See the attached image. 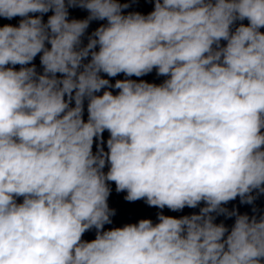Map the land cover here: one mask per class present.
<instances>
[{
    "label": "clouds",
    "instance_id": "obj_1",
    "mask_svg": "<svg viewBox=\"0 0 264 264\" xmlns=\"http://www.w3.org/2000/svg\"><path fill=\"white\" fill-rule=\"evenodd\" d=\"M130 6L0 0L21 18L0 27V264H264V214L225 207L264 195V0ZM92 21L106 23L84 44ZM154 69L161 84L130 79ZM111 182L128 202L199 212L105 230Z\"/></svg>",
    "mask_w": 264,
    "mask_h": 264
}]
</instances>
